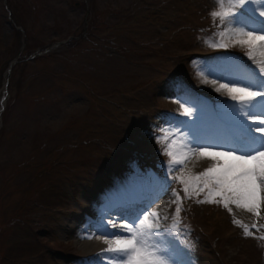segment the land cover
Masks as SVG:
<instances>
[{
    "label": "rangeland",
    "instance_id": "obj_1",
    "mask_svg": "<svg viewBox=\"0 0 264 264\" xmlns=\"http://www.w3.org/2000/svg\"><path fill=\"white\" fill-rule=\"evenodd\" d=\"M235 3L0 0V264H93L77 235L86 223L102 225L99 195L113 193L118 208L174 176L189 183L185 198L184 184L171 180L181 211L174 213L171 192L162 196L166 205L150 209L168 217L160 223L177 246L168 264H264V205L257 216L222 201L198 202L221 200L190 180L210 166L198 155L193 165L168 171L190 140L178 121L197 111L198 122L210 121V110L234 103L216 90L229 83L216 75L217 63L264 67V50L249 58L247 46L234 43L235 26L225 30L212 15ZM87 18L81 40L60 42L81 34ZM16 56L20 63L7 74ZM162 109L174 113L163 117ZM169 143L174 157L165 151Z\"/></svg>",
    "mask_w": 264,
    "mask_h": 264
},
{
    "label": "snow or ice",
    "instance_id": "obj_2",
    "mask_svg": "<svg viewBox=\"0 0 264 264\" xmlns=\"http://www.w3.org/2000/svg\"><path fill=\"white\" fill-rule=\"evenodd\" d=\"M217 3L222 4L223 0H217ZM212 15L220 18L225 30L230 25L235 26L237 39L234 43L247 46L249 58L253 57L254 50H264V0H236L229 10L214 11ZM219 46L227 47L225 44ZM217 68L216 75L229 83H221L216 90H226L234 103L223 101L220 108L210 110V121L198 122V111L191 121H178L189 130L190 140L185 147L189 144L195 147L189 148L181 159L173 158L168 171L183 165L192 156L211 160V166L190 180L200 191L206 189L209 197H220L221 200L209 198L198 202L222 201L229 211L232 210L229 204H232L259 216L264 205V67L257 71L250 67L241 68L232 61H219ZM245 84L246 87L242 86ZM183 115L189 117L193 113L184 108ZM209 127L211 134L206 131ZM171 147L169 143L165 151L174 157ZM224 148L231 150H215ZM171 180L184 184L185 198H188L189 183L183 177L174 176ZM171 180L168 177L161 179L153 193L129 196L115 209L124 223L110 220L98 229L104 235L114 237L107 241L108 247L104 249V254H110L109 264H168L170 252L177 247L170 238L169 229L162 228L160 223L161 219L167 221L168 217L162 218L158 212L150 209L156 200L171 192L174 199L170 203L176 205L175 213L181 211L182 198L172 190ZM244 230L245 234H252L247 226H244ZM160 244L170 247L162 249ZM184 251L185 255L190 256L189 252ZM179 264H193V261L189 258Z\"/></svg>",
    "mask_w": 264,
    "mask_h": 264
},
{
    "label": "bare ground",
    "instance_id": "obj_3",
    "mask_svg": "<svg viewBox=\"0 0 264 264\" xmlns=\"http://www.w3.org/2000/svg\"><path fill=\"white\" fill-rule=\"evenodd\" d=\"M124 135L128 136L127 134H124ZM191 146H193V145H191ZM191 146H189L187 148V152H188L189 148H192ZM187 152H185V142H184V145L180 149L178 158L181 159L184 156V154ZM195 161H196V157H192V158L188 159L186 161V163L188 165H193L194 164L193 162H195ZM207 162L210 166L213 163L211 160H207ZM104 174L107 175L109 173H104ZM107 194H109V193L100 194L99 198H98V202L96 203V207L101 212V216H102V213L104 212L102 210L105 209V206L111 205L117 200V197L114 196L113 193L111 195L106 196ZM167 202H168L167 199L159 200V202L156 205H154L152 207V209L157 210L159 207L166 205ZM112 208H114V207L106 208L105 213L106 214L108 213V215L104 214L105 218L100 216L99 221L102 223V225L104 223H106L107 221H110V220H114V221L118 222L119 216L117 217L115 210H114V212L113 211L111 212ZM67 225H68L67 226L68 229L75 228L73 221L71 224L68 223ZM102 225L94 227L93 225L86 223L85 229L81 228V230L78 232L77 243H79V245L81 247H84L86 252H91V255L93 256V258L97 257L100 260H103L104 262L109 264L110 254H104V249H106L108 247L107 241L114 239V237L111 235L106 236L102 233V231H99L98 229H101ZM113 231H115V230H113ZM68 243H69V241H68ZM103 257H105L106 259H103Z\"/></svg>",
    "mask_w": 264,
    "mask_h": 264
},
{
    "label": "water",
    "instance_id": "obj_4",
    "mask_svg": "<svg viewBox=\"0 0 264 264\" xmlns=\"http://www.w3.org/2000/svg\"><path fill=\"white\" fill-rule=\"evenodd\" d=\"M8 70H10V66L8 67Z\"/></svg>",
    "mask_w": 264,
    "mask_h": 264
},
{
    "label": "trees",
    "instance_id": "obj_5",
    "mask_svg": "<svg viewBox=\"0 0 264 264\" xmlns=\"http://www.w3.org/2000/svg\"><path fill=\"white\" fill-rule=\"evenodd\" d=\"M55 76V75H54Z\"/></svg>",
    "mask_w": 264,
    "mask_h": 264
}]
</instances>
